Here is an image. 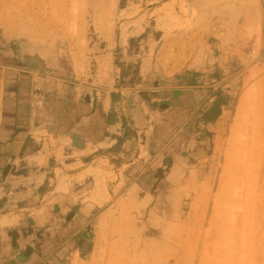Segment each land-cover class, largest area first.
Returning <instances> with one entry per match:
<instances>
[{"label": "crops", "instance_id": "1", "mask_svg": "<svg viewBox=\"0 0 264 264\" xmlns=\"http://www.w3.org/2000/svg\"><path fill=\"white\" fill-rule=\"evenodd\" d=\"M191 12L185 34L143 52L126 33L108 52L91 46L83 70L65 58L48 69L45 44L0 27V264H164L178 240L187 255L192 233L176 228L191 211L180 208L193 189L207 206L226 114L219 8ZM181 38L183 67L164 57Z\"/></svg>", "mask_w": 264, "mask_h": 264}, {"label": "rangeland", "instance_id": "2", "mask_svg": "<svg viewBox=\"0 0 264 264\" xmlns=\"http://www.w3.org/2000/svg\"><path fill=\"white\" fill-rule=\"evenodd\" d=\"M195 8H219L218 96L226 114L208 162L210 186L202 189L207 206L201 211L193 189L191 208H180L191 211L192 222L176 228L192 233L187 255L178 240L180 253L164 264H264V0H0V27L45 44L48 69L65 58L83 70L91 46L108 52L125 33L137 53L163 33L185 34ZM174 48L171 41L164 57L182 56L183 67L190 42L181 38ZM90 67L94 72L93 61Z\"/></svg>", "mask_w": 264, "mask_h": 264}, {"label": "bare ground", "instance_id": "3", "mask_svg": "<svg viewBox=\"0 0 264 264\" xmlns=\"http://www.w3.org/2000/svg\"><path fill=\"white\" fill-rule=\"evenodd\" d=\"M46 22H48V20L46 21ZM49 23V22H48ZM49 25H51V23L49 24ZM48 25V26H49ZM79 59V58H78ZM77 60V59H76ZM80 62V61H79ZM102 70L104 71V73L106 72V70H107V62L104 60L103 61V63H102Z\"/></svg>", "mask_w": 264, "mask_h": 264}]
</instances>
